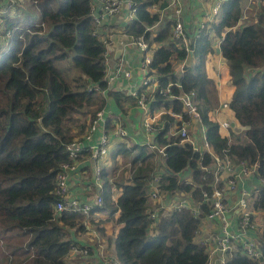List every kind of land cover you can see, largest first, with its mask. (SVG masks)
Returning a JSON list of instances; mask_svg holds the SVG:
<instances>
[{
  "label": "trees",
  "instance_id": "16d2710c",
  "mask_svg": "<svg viewBox=\"0 0 264 264\" xmlns=\"http://www.w3.org/2000/svg\"><path fill=\"white\" fill-rule=\"evenodd\" d=\"M31 1L37 8V20L26 14L23 18L11 16L12 5L22 10L17 7L19 1L0 0L4 26L12 34L7 48L0 44V264H80L82 254L72 259L70 250L81 245L78 235L85 231L83 215L72 211L54 214L59 199L54 193L56 174L61 163L70 160L66 144L107 105V97H113L124 113L128 95L117 90H108V96L101 92L108 87L104 79L105 45L95 33L92 0ZM134 2L135 18L126 22L124 31L142 35L152 49L149 71L158 77L157 89L173 83L170 93L174 96L157 89L150 93L149 113L164 109L155 123L163 126L152 137L165 146L161 186L188 193L200 202V213L194 215L186 208L172 210L151 223L147 217V182L153 173V153L145 144L133 143L126 148V140L120 138L112 139L109 145L110 159L138 146L130 158L133 172L130 177L126 172L114 175L115 167L104 164L103 204L92 207L91 213H117L120 225L113 248L118 264H206L205 247L194 240V235L210 209L202 190L210 195L214 175L202 166L208 165L211 157L168 132L188 119L181 98L175 95L195 91L212 149L220 155L227 149L237 159L257 161V173L264 178V6L255 9L254 20L250 16L247 21L241 17L248 11L245 0H225L220 16L201 28L197 36L191 35L190 53L186 42L172 36L171 20L165 16L159 22L160 10L168 0ZM153 5L158 10L152 11ZM211 30L216 35L224 31L220 50L234 85L227 107L245 127L243 134L231 132L235 137L231 142L221 133L218 121L208 115L217 103L214 81L205 70V58L212 47ZM187 55L193 63L183 65L177 74L175 63ZM68 58L75 71L63 65ZM246 67L251 71L248 77ZM170 111L181 112V118ZM113 116L121 117L118 113L110 115L108 127ZM81 170L86 177L91 176L88 163L78 168V173ZM184 170L189 171L192 181L184 182L180 176ZM254 206L264 213V185ZM97 228L101 230L100 225ZM258 241L262 252L259 260L238 249L226 264H264V229Z\"/></svg>",
  "mask_w": 264,
  "mask_h": 264
},
{
  "label": "built area",
  "instance_id": "2783aa9c",
  "mask_svg": "<svg viewBox=\"0 0 264 264\" xmlns=\"http://www.w3.org/2000/svg\"><path fill=\"white\" fill-rule=\"evenodd\" d=\"M224 1L213 0L211 7L204 13L202 21L195 26L193 31L189 32L183 18L185 11L183 1L168 0L164 10L165 16L172 22L171 34L175 39H181L186 42L185 49L187 52H192V48L189 47L191 35L197 36L201 28L208 27L210 22L220 16ZM122 9L127 11L129 20L135 18L136 6L134 0H92L90 6V15L95 25V33H97L105 45L104 79L107 83L122 72V67L121 64L116 65L112 71H109V68H107L105 53L108 40L103 35H100L99 29L106 26L109 18L116 15ZM1 11L0 20L3 22L0 23V26H2L0 28V44L4 49L9 46L7 40L12 34L4 26ZM244 14L245 12L242 13V18L245 17ZM10 15L15 16L14 14ZM126 34L142 53L139 67L144 73V78L142 85L134 89L131 95L135 98L137 106L142 110L141 121L144 132L142 141L137 140L135 143L147 145L149 151L153 153L152 157L154 158V161L152 160L153 173L147 182V197L149 202L147 217L151 223H154L161 215L183 208L190 209L194 215H198L200 213V202L194 201L189 197L188 193L168 190L164 192V189H162V167L158 168L160 161L157 158H163L165 146L152 140V137L163 126V124L158 125L155 123L164 112V109L159 107L153 114L149 113L150 93L156 90L159 84L157 75L149 71L152 51H148L150 48L142 35H132L127 32ZM181 67L183 68L182 64ZM124 73L129 74L128 71H124ZM172 84V82H168L165 87L161 86L157 90L161 93H170ZM170 96H174V94L170 93ZM175 96L181 98L182 107L186 111L188 119L182 120L180 127L170 129L168 132L172 135L180 136L179 141L181 143L187 141L195 149L209 152L211 157V162L208 165L202 166L213 172L214 178L211 184L210 195L206 190H202L203 201L209 204L210 209L202 216L201 222L202 219L210 221L213 224V229L205 231L204 227L200 224L194 235V237L196 235L200 236L197 242L205 247L207 253L206 264H226L227 259L238 249L251 259L259 260L262 252L259 249L258 241L260 236L258 235V219L260 217L259 213L263 212L254 206V201L259 195V189L264 185V178L257 173V161L250 162L246 159H237L230 155L227 149H223V154L221 155L216 153L206 140V128L202 123L198 101L195 99V91L183 92ZM222 105L227 106V102H224ZM170 113L178 118L182 116L181 112L170 111ZM108 117L104 107L97 110L84 131L74 136L66 144L70 160L61 163L60 170L56 174L54 187V193L59 197L54 205V214L57 215L63 211L81 213L83 215L82 225L85 231H91V234L95 236L98 234L95 227L91 225L90 214L92 207H100L103 204L101 194L103 190L102 169L105 157L109 151V145L114 138L125 139L127 142L129 137H131L121 117H116L110 127L107 126ZM193 120L199 123L197 131H199L202 139L201 146H197L192 139L190 126ZM161 122L164 121L161 119ZM220 126L228 128L229 123L222 121ZM228 138L229 142H231L232 140L229 135ZM83 154L87 155L83 156ZM84 159H88L92 166L91 182L88 183H92L97 188V192L92 199H83L74 194L70 188V177L78 174L79 164ZM123 167L128 168L130 177L133 172L131 162L125 163ZM254 176L258 178L257 186H251L249 182L250 178ZM182 179L186 183L192 181L191 174L184 176ZM114 191L113 197H116ZM229 194H235L234 199L231 201L226 198ZM239 205V210L235 211ZM72 251L86 254L89 252V249L87 245L79 244L73 245L70 253ZM110 264H118V260H110Z\"/></svg>",
  "mask_w": 264,
  "mask_h": 264
},
{
  "label": "crops",
  "instance_id": "0c3cea01",
  "mask_svg": "<svg viewBox=\"0 0 264 264\" xmlns=\"http://www.w3.org/2000/svg\"><path fill=\"white\" fill-rule=\"evenodd\" d=\"M182 1L185 7L184 16H183L185 25L187 30L191 32L193 31L195 26L202 21L204 13L211 7L213 0H182ZM245 1H246V3L244 2L245 7L247 4L248 11L245 12L244 14L245 17H243V19H247V21H250L251 17H253L252 20H254L257 17L255 9L260 7L261 5L264 6V0H245ZM151 10L152 11L158 10L157 5H153L151 7ZM11 14L17 15L12 10H11ZM164 17H165V10L161 9L159 22L163 21ZM129 19L130 18L128 17L127 11L125 9H122L116 15L109 18V20L106 23V26L101 27L99 29V33L100 35H103V37H106L108 40L106 44L107 49H106L105 57H106L107 68H109V71H112L113 68L119 64H121L122 67V72H120L118 76L114 77L108 82V87L106 88L105 91L102 92V94L108 96L107 94L108 90H117L124 92L125 94L128 95V97L125 99L123 104L125 108L124 113H121L120 109L116 104L115 99L110 96L107 97V105L104 106V108L107 112V117L114 113H118L121 116L123 123L130 132L131 137H129L128 140L131 141L132 143H135L137 140L142 141L144 137V132L142 129V121H141L142 110L140 109V107L137 106V104L132 99L131 92L142 85L144 73L139 67V63L142 58V53L139 51L138 47L131 42L130 37L124 31V25L126 24L127 21H129ZM210 34L212 40L211 46L213 50L211 49V52L207 53L205 59L208 60L211 59L212 56H214L216 58V61H218V63L221 64L218 72L219 79L214 80L218 88L217 95L219 96L220 92L221 93H223V91L233 92V90L228 81V79H230L228 63L225 62L222 64L221 61H223L225 58L222 56L221 51H219L220 39L222 38L224 31H222L220 35H216L214 31L211 30ZM152 46H155V44H153ZM193 61L194 60L190 58V55H187L186 58L177 61L175 63V72H177L178 74L182 71L181 64L182 66L185 64H192ZM246 70H248L247 67L245 68V72ZM124 71H128L129 74L124 73ZM231 96L226 100H222L221 103L218 102L217 106L209 110L208 115L209 118L218 121L219 125L222 121H227L230 126L228 128H223L220 126V131L222 134H225L226 136L229 135L234 140L235 137L234 135H231V132H233L234 134L236 133L241 134L244 131L243 129L245 127L243 128L242 126H240V124L235 119V117H234L235 123H232L230 117H226L222 119H218V118L216 119L212 117V113H216L219 111L221 112L223 111L221 109L228 108L227 107L228 105L223 106L222 104L224 102H227L228 104V101L230 100ZM112 119L114 121L115 117L113 116ZM231 124L233 126H231ZM198 128H199V123L193 120L190 126L192 139L197 146H201L202 139L199 131H197ZM86 155L87 154H83V156ZM157 159L160 161L159 163L162 162V157H158ZM152 160L154 161L153 157ZM82 162L83 163L79 165V168L81 169L83 164L88 163L92 175L91 162L88 159L86 160L84 159ZM110 162H111L110 153L108 152V154L105 157L104 164L111 165ZM159 165L162 167L161 164ZM123 166L124 165H122V168ZM188 174L189 171L184 170L183 173H180V176H187ZM90 179H91L90 174L88 175V177H86L85 173H83L82 170L80 171V173L71 176L70 188L72 192L83 199H89V195L85 191L90 186L88 183L91 182ZM249 182L251 186H257L258 178L254 176L253 178H250ZM116 192L117 191H114V194H116ZM234 196L235 194H229L226 198L231 201L234 199ZM92 198L93 197H91L90 199ZM235 211L238 210L235 209ZM90 216L91 219L101 220V222L98 223V225L101 226V230H100L101 232H99L98 231L99 229L91 223V225L95 227L98 235L95 236L91 234V231H87V230L85 231V233L81 234L79 241H81V244L87 245V248H91V249L86 254H82L80 264H110V260L114 259L111 257H114V254L116 255L115 250L113 249V255L111 251L103 253V251H105V249L109 247H108V242H105V244L104 243L102 244L101 242L104 241L105 238H109V239L114 238L115 235L114 230L116 229V223H114L109 219L110 217L107 215V213L93 212L90 214ZM260 218L261 216L259 217V219ZM201 225L204 227L205 231H210L211 229H213V224L210 221H206V219H202ZM102 235H104V238H102ZM199 237H200L199 235H196V237H194V240L197 242L199 240ZM77 253L78 252L72 251L70 253V258L74 259ZM107 253L110 254V257H108Z\"/></svg>",
  "mask_w": 264,
  "mask_h": 264
},
{
  "label": "rangeland",
  "instance_id": "374dc122",
  "mask_svg": "<svg viewBox=\"0 0 264 264\" xmlns=\"http://www.w3.org/2000/svg\"><path fill=\"white\" fill-rule=\"evenodd\" d=\"M12 1V0H11ZM16 1V0H15ZM19 2L17 3V7L19 6V7H22V10L21 11H19L17 8H15V4L14 5H12V7L10 8V10H12V11H14L16 14H18V15H22V18H23V16H25V14L26 15H30V16H33L36 20H37V18H38V12H37V8H36V6L32 3V1L31 0H18ZM13 3H15V2H13ZM10 14H11V12H10ZM1 19V18H0ZM243 21V20H242ZM242 21L240 22V23H238V24H241L242 23ZM1 22H3V21H1L0 20V23ZM2 26H0V28H1ZM211 49L213 50V48L211 47ZM149 52H151L152 50L151 49H149L148 50ZM219 51H221V50H219ZM211 52V51H210ZM217 55V54H216ZM222 62V64L223 63H225V62H227V60L226 59H224L223 61H221ZM63 65H65L67 68L69 67L70 69H72V71H75V69H74V67H73V65H72V61H71V59L70 58H68V59H66L65 61H64V63H63ZM62 66V65H61ZM220 66H221V64L220 63H218V61H216V58L214 57V56H212V58L211 59H205V70H206V72H207V74H208V76H210L212 79H213V81L214 80H216V79H219V77H218V72H219V68H220ZM215 69H216V71H215ZM249 70V69H248ZM246 70V72H245V76L246 77H248L250 74H251V71L249 70ZM229 78L231 79V75H230V73H229ZM230 79H228V81H229V84L231 85V87H232V90H233V88H234V85H233V83H232V81L230 80ZM247 79V78H246ZM214 85H215V92H214V98H215V102H217L216 104H215V106H217V104H218V102L219 103H221L222 102V100H226V99H228L231 95H232V91H223V93H219V96L217 95V91H218V88H217V85L215 84V82H214ZM221 110H223V111H219V112H216V113H212V117L213 118H218V119H222V118H226V117H230L231 118V121H232V123H235V120H234V116H233V114H232V111L229 109V108H223V109H221ZM231 126H233L232 124H231ZM241 126V125H240ZM231 138V137H230ZM231 140H233L232 138H231ZM133 143L131 142V141H127V143H126V148H128V147H131V145H132ZM138 149H139V147L137 146V147H133V148H129L128 150V152H124V153H119V155H118V158H117V156L116 155H114L113 157H111V162H110V164H111V166H110V169H113L112 167H115V174L114 175H117L119 172L120 173H127L128 175H129V170H127L126 168H123L122 169V165H124L125 163H127V162H129L130 161V158L131 157H133L134 156V154L138 151ZM115 158V160L113 161V159ZM161 166L160 165H158V168H160ZM108 172L111 174L112 172H111V170H108ZM119 173V174H120ZM113 175V176H114ZM89 188L88 189H86V193L89 195V199L91 198V197H93L95 194H96V192H97V188H96V186L95 185H93L92 183H89ZM116 189V188H115ZM164 192H166L165 190H163ZM155 206V205H154ZM108 216L110 217L109 219L111 220V221H113L114 223H116V229L114 230V233H116V231H117V229H118V227H119V225H120V223L116 220L117 219V213H114V214H108ZM259 216H261V218L260 219H258V224H260V226H259V228H258V235H260L261 234V231L264 229V213L262 214V213H259ZM99 222H101V220H94V219H91V223L95 226V227H97V225H98V223ZM99 232H101L100 230H98ZM84 233H85V231H84ZM83 234V233H82ZM105 235V234H104ZM104 235H102V238H104ZM79 236V238H80V236H81V234H79L78 235ZM105 242H108V247L109 248H106L105 249V251H103V253H105V252H110L111 251V253H112V255H113V239H109V238H105L104 239V241H102L101 243L103 244H105ZM81 254V253H80ZM107 255H108V257H110V254L109 253H107ZM77 256V255H76ZM111 258H114V259H116V258H118L117 257V254L115 255L114 254V257H111ZM118 260V259H117ZM118 262H119V260H118Z\"/></svg>",
  "mask_w": 264,
  "mask_h": 264
},
{
  "label": "water",
  "instance_id": "95a60500",
  "mask_svg": "<svg viewBox=\"0 0 264 264\" xmlns=\"http://www.w3.org/2000/svg\"><path fill=\"white\" fill-rule=\"evenodd\" d=\"M239 208H240V205L236 208V210H239Z\"/></svg>",
  "mask_w": 264,
  "mask_h": 264
}]
</instances>
